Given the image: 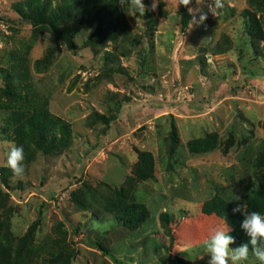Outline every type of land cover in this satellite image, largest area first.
<instances>
[{"label": "rangeland", "instance_id": "1", "mask_svg": "<svg viewBox=\"0 0 264 264\" xmlns=\"http://www.w3.org/2000/svg\"><path fill=\"white\" fill-rule=\"evenodd\" d=\"M57 1L0 0V241L11 262L208 264L215 230L230 229L233 249L247 243L214 203L244 213L249 192L264 198V8L224 0L214 16L211 0H192L183 28L179 0H156L155 10L147 0L151 23L126 10V24L99 41L88 42L95 23L82 25L68 50L47 22L16 9L45 2L51 16ZM31 90L70 128L51 152L30 142L17 177L9 117L41 103ZM95 111L116 118L106 125ZM197 138L209 148L192 151ZM129 203L147 214L135 226L116 215Z\"/></svg>", "mask_w": 264, "mask_h": 264}, {"label": "trees", "instance_id": "2", "mask_svg": "<svg viewBox=\"0 0 264 264\" xmlns=\"http://www.w3.org/2000/svg\"><path fill=\"white\" fill-rule=\"evenodd\" d=\"M144 4L147 0H143ZM249 4L257 8H264V0H247ZM47 4L45 2L42 5H31L26 2L16 5V9L27 17L33 18L36 16L35 21H44L51 27L52 33L55 38L62 41L68 50H75L76 43L74 37L77 34L79 28L87 23L94 24L95 28L91 32L88 38V42H96L104 36V33L108 30L109 26H112L115 22L119 21L122 24H126L125 11L131 10L136 15H143L148 17L147 22H152L150 13L146 11L141 14L139 11L129 7L127 4L121 6L120 0H61L56 2V6L51 8V16L47 15ZM72 17V24H57V19H69ZM244 17L248 26L255 25L254 16H249L245 11ZM181 20L182 27L185 28L188 25L189 14L187 8L182 6L181 8ZM32 91V96L29 99H41V103L28 104L26 108L19 111H13L10 113L9 122L16 124L15 140L16 146H22L24 149L25 160L31 159L32 151L29 148L31 142L36 148L42 149L45 153L51 152L64 145V140L69 133V124L57 115L49 112L46 108V98L35 90ZM27 99V98H26ZM119 103L116 106V111L119 110ZM94 117L103 121L106 125L116 118L115 114L109 116L94 112ZM171 141L175 142V133H172ZM189 148L194 152H201L209 148V145L203 139H192L189 142ZM144 157L149 158L148 153H143ZM7 169L3 168V171ZM215 213L221 217L228 225H230L234 231L242 235L246 242L250 245V237L242 229L241 224L245 218L244 213H234L233 208L225 203L223 200L217 198L214 203ZM246 212L258 211L264 215V198L258 196L256 192L247 194L246 196ZM116 215L119 219L125 223L135 226L138 223L143 222L147 218V214L143 212L136 203H129L121 206L117 209ZM173 239V237H172ZM6 244L2 245L0 241V264H17V262H11L7 256ZM168 260L172 261L170 256ZM179 263H184L179 259ZM66 264H69L67 261Z\"/></svg>", "mask_w": 264, "mask_h": 264}, {"label": "clouds", "instance_id": "3", "mask_svg": "<svg viewBox=\"0 0 264 264\" xmlns=\"http://www.w3.org/2000/svg\"><path fill=\"white\" fill-rule=\"evenodd\" d=\"M121 6L127 4L129 7L144 14L146 6L143 0H120ZM200 4V0H196ZM192 0H179V5H183L191 14L195 10L191 7ZM158 4L156 0L152 3V9L155 10ZM225 8L224 0H211L208 4V9L212 15L217 16L218 13ZM208 18L207 13L200 15L199 21L193 18L195 23H203ZM25 155L22 146L18 147L13 144L7 154V167L11 169L17 177H22L25 174L26 166L24 164ZM238 200V199H237ZM245 209V205H237L233 212H241ZM245 218L242 221L241 227L250 237L249 243H244L236 248H231L230 245L235 243V238L229 234L230 229H217L211 235L210 239L206 240L205 248L210 256L208 264H243L249 260V257H255L260 264H264V215L258 211L246 212Z\"/></svg>", "mask_w": 264, "mask_h": 264}]
</instances>
